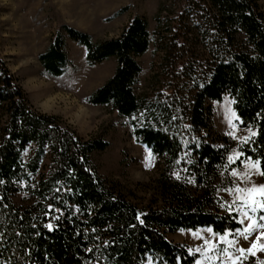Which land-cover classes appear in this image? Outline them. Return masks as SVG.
Returning <instances> with one entry per match:
<instances>
[{
  "label": "trees",
  "instance_id": "trees-1",
  "mask_svg": "<svg viewBox=\"0 0 264 264\" xmlns=\"http://www.w3.org/2000/svg\"><path fill=\"white\" fill-rule=\"evenodd\" d=\"M178 7L171 21L155 17L152 34L142 16L118 36L97 41L62 27L85 48L88 64L115 59L112 76L86 101L130 119L135 140L163 160L155 206L138 207L117 181L101 176L91 154L108 141L83 138L58 116L34 109L0 59V264H146L148 258L193 264L196 255L166 233L210 227L223 234L240 227L235 212L214 208L220 201L215 182L228 178L231 165L227 148L209 137L206 103L226 95L232 100L240 125L256 133L243 145L244 157L264 168V12L259 0H187ZM153 36L181 68L168 94L149 97L134 86L137 57ZM38 60L47 74L63 73L60 32Z\"/></svg>",
  "mask_w": 264,
  "mask_h": 264
},
{
  "label": "rangeland",
  "instance_id": "rangeland-1",
  "mask_svg": "<svg viewBox=\"0 0 264 264\" xmlns=\"http://www.w3.org/2000/svg\"><path fill=\"white\" fill-rule=\"evenodd\" d=\"M186 2L187 0H0V59L17 77L31 106L42 113L58 116L63 124L83 138L101 137L108 141L109 145L104 150L91 154L97 172L107 179L117 181L127 198L140 208L161 203L157 196L156 179L163 168V160L135 140L130 119L119 116L108 105H93L86 101L93 90L112 76L116 66L115 59L110 57L93 65L88 64L85 48L70 39L62 31V27L68 26L88 33L97 41L118 36L133 17L142 16L152 34L157 24L156 16L171 21L178 6H185ZM259 3L264 12V0H259ZM123 7L126 8L125 11L114 15ZM59 32L65 43L67 65L60 76H51L43 70L38 55L46 50ZM172 57L173 55L165 56L153 36L147 51L137 57L141 72L134 92L149 97L157 93L168 94L177 81L175 74L181 68V62L172 64ZM206 104L211 111L210 139L214 140L215 145L227 148V160L234 153L243 154L244 138L251 135V128L240 125L232 100L226 95L220 101H207ZM3 120L4 115L0 113V123ZM251 131L255 132L253 129ZM234 160L235 163L230 164L228 178L215 182L220 201L214 208L219 209V212H235L239 228H243L244 225L240 223L242 217L237 210L238 204L233 205L232 210L221 207L225 201L231 204L235 199L225 189L234 188L236 184L241 187L264 184V177L251 168H245L246 164L255 160H246L244 154L238 159L234 156ZM233 168L239 173L247 171L250 182L247 179L241 182L238 177H234L231 174ZM21 199L22 194L14 198L15 202H21ZM209 229L211 228L180 229L168 232L166 236L174 242L187 245L188 251L196 255L193 264L198 260L200 264H232L231 259L225 258L223 249L227 248L233 256L239 255L236 249L250 247L260 231L257 229L248 240L237 236L236 230L227 231L231 235L221 241L220 237L224 233L219 234L212 229L210 232ZM205 240L210 243L205 245ZM230 240L237 243L230 244ZM254 251L255 255H241L238 264H264V251ZM146 264L157 263L148 258Z\"/></svg>",
  "mask_w": 264,
  "mask_h": 264
},
{
  "label": "snow or ice",
  "instance_id": "snow-or-ice-1",
  "mask_svg": "<svg viewBox=\"0 0 264 264\" xmlns=\"http://www.w3.org/2000/svg\"><path fill=\"white\" fill-rule=\"evenodd\" d=\"M238 118V117H237ZM251 135L249 137L244 138V142L247 143L251 140L252 136H255L256 133L252 132L249 129ZM242 153H234V155H230L228 157L229 164L235 163L234 156L238 159ZM248 161H252L251 157L245 158ZM262 161L255 160L252 161L250 164H246L245 168H251L254 172L258 175L264 177V168H261ZM227 167V166H226ZM231 174L234 177H238L241 182L245 181L246 179L250 182V174L245 171L244 173H239L235 168L232 169ZM177 179H179V175L177 174ZM229 194L233 195L235 199H233L232 203L229 204L227 201L221 204V207H227L229 210H232L233 205L238 204L237 210L240 212L242 219L240 223L244 225L243 228L236 229V235L242 236L244 240H248L249 236H252L253 233L259 229V234L256 235L255 241L251 243V246L248 248L239 247L236 251L239 255L233 256L232 253L228 251L227 248L223 249L225 253L226 259H231L232 264H238L239 258L241 255L245 253H249L255 255L254 250L264 251V184H252L251 187H241L240 184H236L234 188L225 189ZM139 219V217H137ZM55 219H59V217H55ZM143 223V221H141ZM45 227L51 229L52 224H46ZM208 231H212L209 229ZM231 235V233H224L220 239L223 241L225 237ZM230 244H235L237 241L230 240L228 241ZM210 242L205 240V245H208ZM200 251V249H197ZM196 264H200L198 260Z\"/></svg>",
  "mask_w": 264,
  "mask_h": 264
}]
</instances>
